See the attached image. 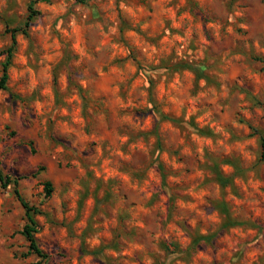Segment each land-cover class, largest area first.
I'll return each instance as SVG.
<instances>
[{
	"label": "rangeland",
	"instance_id": "1",
	"mask_svg": "<svg viewBox=\"0 0 264 264\" xmlns=\"http://www.w3.org/2000/svg\"><path fill=\"white\" fill-rule=\"evenodd\" d=\"M29 1L0 0V264H264V0L37 1L26 26Z\"/></svg>",
	"mask_w": 264,
	"mask_h": 264
},
{
	"label": "trees",
	"instance_id": "2",
	"mask_svg": "<svg viewBox=\"0 0 264 264\" xmlns=\"http://www.w3.org/2000/svg\"><path fill=\"white\" fill-rule=\"evenodd\" d=\"M37 1H49V0H30L29 1V14L26 20V26H28L31 21L39 14V10L35 8V3ZM19 29H12V43L9 47H7L3 53L6 54V60L2 63V73L0 75V90L7 89L8 82H9V67L12 62L13 53L16 47V32ZM262 146H263V156H264V138L262 139ZM9 180V181H8ZM11 179L3 174L2 170L0 169V181L2 183V186H7L9 184ZM45 192L46 196H51L53 192V185L50 181H45ZM16 193L22 202L23 206L26 209V215H27V222L25 223L22 234L27 238L29 242V248L32 252L36 253L38 256H40L42 259L46 258L47 255L43 252V250L40 248L38 244V240L36 237V233L39 231V223L37 219L35 218V214L39 212V209L36 206L30 205L27 200L23 198V196L20 194L19 190L16 189Z\"/></svg>",
	"mask_w": 264,
	"mask_h": 264
}]
</instances>
